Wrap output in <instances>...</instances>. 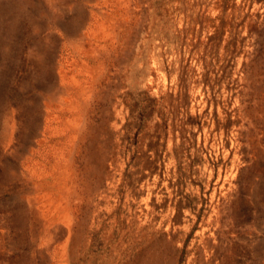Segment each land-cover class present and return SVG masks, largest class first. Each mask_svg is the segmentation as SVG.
Listing matches in <instances>:
<instances>
[{
	"label": "rangeland",
	"instance_id": "obj_1",
	"mask_svg": "<svg viewBox=\"0 0 264 264\" xmlns=\"http://www.w3.org/2000/svg\"><path fill=\"white\" fill-rule=\"evenodd\" d=\"M0 264H264V0H0Z\"/></svg>",
	"mask_w": 264,
	"mask_h": 264
}]
</instances>
